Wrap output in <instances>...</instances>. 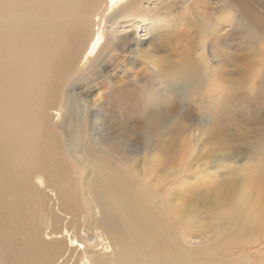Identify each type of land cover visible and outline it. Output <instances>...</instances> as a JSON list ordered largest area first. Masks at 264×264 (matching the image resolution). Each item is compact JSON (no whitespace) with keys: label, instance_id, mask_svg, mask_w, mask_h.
Wrapping results in <instances>:
<instances>
[{"label":"rangeland","instance_id":"374dc122","mask_svg":"<svg viewBox=\"0 0 264 264\" xmlns=\"http://www.w3.org/2000/svg\"><path fill=\"white\" fill-rule=\"evenodd\" d=\"M0 1H2V0H0ZM43 1L44 0H16L15 7H14L15 10H13L11 8H7V6H4L3 4H5V3H2V2H4V0L2 2H0V9H1L0 18H2L3 16H5L7 14H11L10 13L11 11L13 12L10 17L8 15L5 17L8 19V21H5L6 19L4 17L2 18L3 22H7L4 24V26H1V25H3V23L1 24L2 21L0 20V44H2L0 46L7 47L11 55L14 53V55H13L14 59L13 60L15 62V65H17L20 68L19 75L21 74L20 78L22 77L21 78L22 81L27 78V76L29 75L30 72H32V69H33V72H35L36 75L40 78V84L39 85L41 86V87L38 86L37 90L34 91V93L32 95V100L30 102H28L26 104V106L23 105L26 102V100H12L11 101V99H10V101H11L10 103L8 102L9 100H7L6 103H4V100L0 99V101H1L0 102V114H1V116H0L1 117L0 118V122H1L0 123V130H1L0 138L2 137L0 139V146L1 147L4 146L3 147L4 149L0 147L1 150L4 151L3 152L4 155H3L2 151H0V157L1 158L3 157V159H4V160L0 159V169L3 166L1 169L2 171H0L1 172L0 173V176H1L0 181L3 182V184L1 182H0V184L2 186L4 185V188H8V189H4L0 185V188H1L0 189V197L2 198V199L0 198V200H2V202L0 201V225H2V226H0V238H1L0 239V261H3L2 259H6L5 261H3V264H7V263L8 264H10V263L11 264H22L18 260V258L16 257L17 254L16 253L13 254L11 252V250H10L11 241H10V237H9L10 235H8L9 232L6 233L7 231H9V229H10V232L12 233L13 227L16 225V223L18 224L19 221L21 222V221H28V220L30 221L31 220V222L28 221V222H26L27 224L24 225L25 228L27 226L26 229L24 227H23V229H21V233L24 236H26V235L30 236V231L32 229L36 228L39 230H43L42 232H40V234H42V233H44V231H46V232L50 231L52 228L56 227V225H58L57 227L59 228V231H60L61 225L66 224V223H68V225L70 226L68 237L70 235L72 238H74V236L76 234H82L84 232H86V233L91 232L89 230L90 229L89 227L91 226L90 225L91 212L88 211V202H87L88 197L86 198V196H87L86 192H85L86 189H84L85 188L84 185L88 182L87 181L88 179L86 178V177H88L87 166L85 165L83 167L84 171H83V174L81 175V178L74 179L72 176H70L71 179L68 178V182L66 183V186L67 187L69 186V188H68L69 191H68V193H66L67 194L66 196L67 197L71 196V197H69L67 199V197L65 198V195H61L63 198L62 199L63 203H65V202L67 203V204L65 203V209L68 208V209H66V211L70 212V209L75 208L73 211L76 215L74 213H70L67 216L66 213L64 215L63 213L57 212L58 215L62 216V217L60 216V218L57 219L58 215H56V209H55L56 207H55V205H53V206L50 205V204H52L51 203L52 193L49 192L48 189L41 190L42 193L39 190L35 191V187L33 185L31 186V184H33L32 177H30L31 173H29V170L27 172V168L25 167L24 164H19L18 166H16V169L18 171L19 169L23 168L19 171L20 172L23 171L26 173H23V172L19 173L16 171L15 167H13L15 156L18 154V148L20 147V145L23 141V134L21 132H16L15 130L11 129L8 121L13 122L15 114L21 112L22 117L20 118V120L18 122H30L28 124V128L25 132L26 141L22 147V152H24V153L31 152V153L35 154V152H36L35 150H37V154H39V155H40V153H42L41 155H45V153L47 154L48 153V150H47L48 140L47 139L49 137L50 138L49 142H51V141L54 142L55 140H57L59 142L58 143L55 141L54 142L55 147L53 149H51L50 151L51 152L55 151L58 155L60 153H63V154H60L61 157L64 156L63 158L68 160L69 154H70L69 153L70 147L68 145V141H69L68 136H69L70 131L73 134H76L75 135V142H76V149L77 150H78V148H79V150L82 148L83 142H84L83 144H86L90 140L87 143V145L89 144L88 145L89 150L92 149L91 154L92 155L99 154V152H100V149L98 147L99 140L95 142L93 139L96 137L95 134L98 133L96 131L99 128L98 126H95L93 123V122H96L97 117H96L94 112H97L96 109L99 105V107H103V108H101V115H100L101 119L98 122H102V123L105 122L104 123L105 125L106 124L110 125V126L109 125L107 126V131H106L107 133H110L111 130L115 131L114 126L116 125V123L117 124L119 123L118 125H120L122 128H127V129L131 128V129H129L131 131V133L136 132V131L138 133V134L136 133V135L133 136L132 140L129 139V140L133 141L131 143H133L135 145V147H133V148L128 146V145L120 146V147L114 145L113 140L111 138H107V137H111V136H105L104 131L101 132L102 135H101V133L99 135L97 134V136L100 138V140H103L108 145V148H110L112 150H114V149L117 150L123 156V158L125 160H129L131 157L136 156L137 154H138L137 157L140 158L144 153L148 152L152 156L155 154L159 158H163L165 161L164 167H168V168H175V167L178 168L179 167L180 170H183L185 168V165H186V163H185L186 159L187 160L189 159V163L193 167V171H188L187 176L184 179H181V175L176 176V182H175L176 184L174 183L171 185V192L169 193V196L167 197L168 199H166L168 201V202L166 201V206L168 208V211H169V209L171 210L170 213L168 212L169 214H171V215H168L169 217L173 218V216L176 215V213H177V216L179 218H182V220H184L185 222L188 220L186 222L188 227L183 229L182 232L180 231L183 235L185 234L186 237L191 236V237L197 238L198 237L197 235H199L200 238H203L204 236H207L208 234L210 236L211 231L213 229H215V225L219 222L222 223L223 226L225 224L224 227H231V225H232L231 223L233 220L228 221L230 217H233V215H235L234 220H236V219L239 220L240 219L239 214H241V213L245 214L246 213L245 211L240 210L238 208V206L240 204H242L244 201L240 197L241 192H245L248 194L250 193V197H253L254 192L255 193L259 192L261 195H263L262 197H260L261 195L259 194L258 200L256 202V206L258 208L257 214H259L260 210H262V211H261L260 215H257V216H255L253 214L248 215L247 218L249 219L250 215H251V218L249 219L250 222L247 223L248 225L245 226L246 227L245 231H246L248 236H250V237L255 236L254 242H256V244L255 243L253 244V246H252L253 248L251 247V250L257 251L258 249L259 250L262 249L260 251V254L258 252H257V254L252 253L254 258L258 260L256 262L258 264L264 263V254H263L264 253V245L260 246V244H262L264 242V236L261 235V234L264 235V227H263V225H264V203H262V199L264 198V194H263L264 193L263 192L264 191L263 190L264 189V185H263V183H264V0H220L223 3L227 2L228 6H224L223 3H221L219 0H191V1H188V0H163V1L162 0L161 1L160 0H141L139 2L140 9H138L135 12L136 14L142 15L136 19L137 21H139V26L135 30H133V31H135V33H137V34H134L135 36H133L135 38V41H129L131 43H129L128 46H126V47L124 46L123 48H120V47H122L120 45V43L118 44V42L120 40L118 42H115V40H112L111 44L108 46V49L105 50L104 54H102V56L100 57L104 61L101 64H98L99 59H94L93 57H89L86 59V55H85L87 50H88V48H85V47L89 46L88 43L90 42V39L92 38L93 33L95 32V30L97 28L96 25H93V26H95V27L92 26L93 28L91 27L90 33H88V30L86 32L78 30L76 35L74 36L75 39H72V41L70 42L71 46H69L70 43L66 46V48L68 46L72 48V46H73V49H74V47H75V49L74 50H72L70 48L67 49V51H68V52L66 51L67 54L63 50V54H62L63 56H60L58 58V60L53 61L54 63H58V64H55L56 67H58L55 71L53 70L54 67L52 70L50 67L51 65L53 66L54 63L53 62H47L48 60L45 58V52L43 50V43L41 40V36L39 33L38 24H37L38 23V17L36 16L38 13H41L43 11V7L46 9V7H45L46 3H48L49 1H53V0L44 1L45 6L41 4V2H43ZM97 1L93 0L92 2L95 5V3ZM167 1H169V2H167ZM187 1H188V3H186ZM163 2H164V5H162ZM166 2L169 3L168 4L169 6L167 5ZM84 3L86 5V6H84V8L87 9L88 8V0H84ZM194 3L195 4L197 3V4L202 5V6L207 5L210 8V11L196 10ZM28 5H30L34 11H38V9L41 5V10H39L37 14H34V13L28 14L26 12L27 7H25ZM47 7H48V4H47ZM141 7L144 9L146 8L145 15L147 17H157L159 19L158 21L155 22L154 26L151 28V32L148 34H145L144 24H146V22L142 21V19L144 18L143 17L144 15L142 14L143 11L141 10ZM10 9H11V11H9ZM17 9H20V10H17ZM3 11H5L6 14ZM230 13L234 18L233 23L231 24L232 26L228 27V25H226L224 30H222L219 27H216V29H215V26L212 25V23L214 24V22L218 21L219 18H221L220 20L224 21V18L226 17V15L230 14ZM27 15L29 17H26ZM14 16H17L19 21H16L17 18ZM196 17H197V19H196ZM12 18H13V20L14 19L15 20L14 21L11 20ZM204 18H205V20H204ZM26 20L31 22L32 26L30 25L29 22H26ZM34 21H36L37 23L36 22L34 23ZM211 21H212V23H211ZM11 22L15 23V24L17 23V24L16 25L13 24L14 26L12 27ZM208 22H209V24H208ZM26 23H29V24L23 26ZM6 24H8V25H6ZM105 25H106V23H105ZM211 25L214 27L213 29L210 28V27H212ZM3 27H6V28L3 29ZM160 27L161 28L163 27V28L161 29ZM136 30H137V32H136ZM133 31H129V33H132ZM34 33H35V35H34ZM79 33H81V34H79ZM91 34H92V36H91ZM77 35L81 39H79L77 37ZM30 36H32L33 39L32 38L30 39ZM28 37H29V39H28ZM85 37L87 39H85ZM11 38H13V39L11 40ZM3 40H4V42H3ZM26 42H27V45H26ZM134 42H136V43H134ZM35 45H36V47H35ZM17 46H19V48H17ZM25 46L26 47L28 46L29 49L27 48V51H29V52H27L25 50ZM114 46H116L115 47L116 53H117L118 49L125 50L124 52H121L120 50L118 51V54H119V52L122 54L124 53L123 55L126 57V58H124L125 61L123 62V64H118L119 59L114 60V61H110L109 63L105 62V58H106L105 52L110 50V49H113L112 47H114ZM20 48H21V52H19ZM260 48H262V49H260ZM135 49H136V51H135ZM137 49H138V51H137ZM74 51H75L76 55H75ZM146 51L151 53V55H149L148 57L147 56L145 57L144 55H142L143 52H146ZM78 52L79 53L82 52L81 55ZM129 52H131V54ZM137 52H139V53H137ZM33 53H34V55H33ZM134 54L138 55V58H136L137 60L134 61L132 66L129 68V66H130L129 62H130V60ZM129 56H131V58H128ZM142 56H144V57H142ZM77 58H78V60H77ZM7 59L8 58H5V57L3 58V56L0 55V69H2V70H0V73L5 71V72H3L4 74L2 76H0V79L2 78L0 80V83H2V84L0 86H2V87L4 86L5 82H8V81H10V84L12 85V80L15 78V75L13 78V74L14 73L16 74V71H13V70H15V65L12 63V61L9 62V60H7ZM62 59H64V60H62ZM92 60H95V61H93V63H92ZM20 61H22L23 63H20ZM71 61L76 62V63L73 64ZM1 62H2V64H1ZM34 62L37 63L40 67H35ZM104 62H105V64H104ZM88 63H89V65H88ZM143 63L146 64V68L149 69V72L147 74L144 72H139L138 77H137L136 76L137 73H135V72L139 71V69L142 67L141 65H143ZM21 64H22V66H21ZM90 64H91V66H90ZM58 65H60V66H58ZM98 65H99V67H98ZM86 66H87V68H86ZM59 67H60V69L62 68L63 73H60L62 71L59 69ZM97 67H98V69H97ZM161 68H163L166 73L168 72L170 74H165L162 76H159L158 74H156V73H158V70L161 71ZM40 70H41V73H40ZM50 70L52 72H55V73H50L51 72ZM59 70H60V72H59ZM124 71H125V73H124ZM174 71L178 75H180L181 72H186V74H182V75L178 76L176 78V80H171V78L173 77ZM133 72L135 73V75H133ZM153 74H154V76H153ZM187 74H188V76H187ZM57 76H58V78H57ZM63 76H65V77L63 78ZM134 76L136 77V79L133 78ZM152 76H153V78L154 77H156V78L153 79ZM144 77H145V82H141ZM161 77H163V84L161 86H159V82H160L159 80L161 79ZM122 80H124V82L128 81L126 83L127 84L126 87H124L123 90H121V91H123V93H121V91L118 90V87H115V84H113V82L114 83L120 82ZM66 81H67V83L65 84ZM47 82L49 83V85ZM137 82H139V83H137ZM191 83H194V84H191ZM51 87L53 88L54 92L52 91ZM110 88H111V90L107 92V89H110ZM145 88H147V89L145 90ZM155 88L157 89L158 95H156L157 94L156 92H153V91H156ZM45 89H46V92H45ZM193 89H194V91H193ZM70 92L73 93L74 96ZM185 92H188L187 95L184 94ZM196 92H198V93L194 97H196V98L199 97V99H197L195 106H199L201 104L210 106L213 103V100H212L213 97H214L213 99H215L217 102V106L214 109V111L211 109L207 110V116L210 119L208 122H200L201 129H193L194 127H196L197 122H178L177 124H176V122H172V124H171V122H161L160 128H159V124H158V126L155 125V127H158V129H160L161 132H160V130L158 132L157 128H156V131H157L156 132L154 130L155 127H153V131H155L158 134H156L155 132H154L155 134L153 132H152L153 134L147 133L146 137H144L143 131L139 130L140 127H143V122H132V119H131L132 115L130 114L131 109L129 106H132L131 102L135 101L134 105L138 106V107L141 106L143 109L144 104H142V102H144L146 94H153V97H155L154 96V94H155L156 97L158 96L157 98H161V100H160L161 103L163 100H165V102H167L166 104H168V103L170 104V103H173V102L175 103L176 101H179V99H180L179 97H182V98L188 100L189 99L188 96H190L192 94L190 97V98H192L193 95L196 94ZM106 93H109L110 97H107L105 95ZM159 93H160V97H159ZM63 94H64V96H63ZM2 95H3V93L0 92V96H2ZM46 95L47 96L50 95L48 97L49 99L43 97ZM77 96H79V97H77ZM161 96H165L164 97L165 99L162 100ZM71 97H73V98H71ZM39 98H42V101H41V99L39 100ZM155 98H153V99H155ZM117 100L123 102V104L121 106L126 105L128 107L126 112H124L123 110H121V108H118V107L113 109V107H115L114 105L117 103ZM15 101H17V102H15ZM39 101H41V102L38 103ZM61 101H63V102H61ZM65 101H67V102H65ZM146 102H148V101H146ZM206 102H207V104H206ZM68 103L71 105H69ZM10 104H13L14 106L17 105V106H15L13 108V105L11 106ZM62 104L65 108H63ZM195 106L193 107L194 109L197 108ZM42 108H43V110H42ZM69 108H71V109H69ZM188 108H191V110ZM188 108L187 109L191 111V113H190V111L185 112V115L188 117L192 116V114L197 112V110H194V113H192L193 112L192 107H188ZM44 109L45 110L47 109L46 112L49 115L47 113L43 112V111H45ZM4 110L9 112V113L5 112ZM56 111L59 112V114H60V111H61V113H63V111H64V113L61 114V116H60V118H61L60 120H63L64 117L66 118V119L64 118V120H65L64 123H63V121H60L59 119L56 118V114H55ZM37 112L39 115L37 114ZM106 114H107V116H106ZM121 114L123 115V117ZM6 115H8L9 117ZM4 116H5V118H4ZM183 116H184V114H183ZM46 117H48V119H46ZM116 117H118V118H116ZM2 118H3V120H2ZM107 118H109V119L110 118H116V119L120 120V122H112L111 121L112 119L109 120ZM71 119H73V120H71ZM30 120H32L34 122H31ZM35 121L38 123H35ZM84 121L86 124H84ZM41 123H42V127H43L42 130L44 129L43 131L40 130L41 129ZM65 123H66V125H65ZM178 124L181 125L183 128H185V132L183 133V135H180V136H177L175 134L176 130L179 126ZM135 126H136V128H135ZM3 127L5 130L3 129ZM70 127L72 130L74 129L73 130L74 132L72 130H67V129H70ZM92 127L94 129H92ZM47 128H50V130ZM77 129H79L78 132H77ZM133 129H135V130L132 131ZM82 130H84V131H82ZM108 130H110V131H108ZM44 131H46L47 133ZM98 131L100 132V130H98ZM112 131L110 134H112ZM93 132H94V134H93ZM47 134L49 136H47ZM159 134H160V136H159ZM148 135H150V136H148ZM155 135H156V137H155ZM195 135H198L197 139H192L193 136H195ZM78 136H79V138H78ZM89 136L91 139L89 138ZM91 136H93V137H91ZM82 137H84V140ZM147 137H149V138H147ZM159 137H160V139L158 140L157 138H159ZM16 139H17V141H16ZM38 140H39V142H38ZM134 140H136L137 142H135ZM150 140H151V142H149ZM156 140L158 142L160 140L163 141L162 142L163 144H161V142L157 144ZM166 140H170V142L172 140H175L176 142L172 147L169 148V146H168V149L167 148L165 149V147H167V145L165 146ZM92 142H93V145L91 144ZM170 142H169V144H170ZM60 145H62V148ZM146 145H148V146H146ZM158 145H159V147H158ZM5 147H6V150H5ZM160 147H162V148H160ZM39 149H41V150L39 151ZM59 149L62 151H59ZM84 149H85V147H84ZM150 149H151V151H150ZM38 151L40 153H38ZM210 159H212V160H210ZM2 163H3V165H2ZM7 163H8V165H7ZM204 163L206 165L202 166V164H204ZM22 166H24V167H22ZM3 169L7 173H4ZM14 169H15L16 174L14 173ZM12 174H13V176H15V181L18 184V187L16 186L17 184L15 183L14 186H16V187H13L14 188V189L12 188L13 190L10 189V190H12V192H11L9 190V187H8V185L11 182L10 181L11 177H8V175H12ZM22 174H24V176ZM25 174H26V176H25ZM27 175H28V177H27ZM19 176H21V177H19ZM2 177L5 179H3ZM18 177H19V179H18ZM22 177H25L28 180L25 178H22ZM138 177L141 178V176H138ZM139 178H135L134 180L135 181L137 180V182H138ZM177 179H179V180L177 181ZM4 180H5V182H4ZM72 180H73V182H72ZM79 180H80V182H79ZM6 181H8V183H7L8 185L6 184ZM24 181H26V183ZM77 181H78V185H77ZM22 182H24L27 185L29 184V185L26 187V185L23 184ZM19 183H20V185H22L21 187L19 186ZM71 183H72L73 189L71 188V185H70ZM255 184H256V186H255ZM24 185H25L24 189L25 188L30 189V187H32V188L34 187V190H32V191H30V190L28 191L27 189L24 190L22 188ZM76 185H77V190H76ZM81 185L83 186L84 190L79 189L80 187L82 188ZM240 185H242V186H240ZM258 185L259 186L262 185V186L259 187ZM5 186H7V187H5ZM73 186L75 187V189ZM228 186H230V187H228ZM17 188H18V191H17ZM232 188H233V191L231 190ZM224 189H225V191H223ZM258 189H260V190H258ZM1 190H3V193H1L2 192ZM6 190H8L10 192L7 191L8 192L7 193ZM70 190L73 192L71 193ZM21 191H23V192H21ZM76 191L79 193H77ZM237 191H239V192H237ZM260 191H262V193ZM4 192L7 193V196L5 195ZM14 192H15V194H11ZM18 192H20V194L22 193L23 195L17 194ZM24 192H26L27 195H28V193L31 194L32 197H33V194L35 193L34 194L35 198L33 197L34 198L33 199L31 196H30L31 198L30 197L28 198L27 195H24V194H26ZM36 192L38 194H36ZM39 192L42 195H44L46 193L45 194L46 196L48 194V196L50 195L51 197L49 196L48 198H46L44 195L42 197H44L45 200L41 197V201H40L41 195L39 194ZM69 192H70V194H69ZM75 193H76V195H75ZM227 193L229 195H227ZM15 195H16V198H17V196L21 197V200H18V198L16 199L17 200L16 205L18 208L21 209L22 215L20 214L18 216V217H21V219L19 218L17 220V222L13 223L14 217L11 214V212H9L10 211L9 207H10L11 201L13 200ZM36 195H39V197ZM24 196H25V198H23ZM83 196H84V199H82ZM223 196H224V198H223ZM227 196H229V197H227ZM8 197H11V198H9L10 199L9 201H7ZM36 197H38L37 199H39L38 201H40L41 203L37 202ZM219 197H220V199H219ZM230 197H231V199H230ZM26 198H27V200H26ZM49 199H50V202L46 203L45 201H49ZM260 199H261V201H260ZM14 200H15V198H14ZM30 200H31V202H30ZM32 200L34 202H32ZM42 200L45 203H43ZM66 200H68V201H66ZM70 200L72 203L70 202ZM218 200H219V202H218ZM234 200H236V201H234ZM29 202L32 203L31 205L29 204L30 206L28 205ZM52 202H53V200H52ZM68 202L71 204H69ZM144 202H146V201H144ZM152 202L155 204H158V203H156V201H152ZM222 202H224V203H222ZM260 202L263 204V206H261L262 204L260 205ZM263 202H264V200H263ZM20 203H21V205L19 206ZM22 203H23V207H22ZM25 203H26V205H25ZM37 203H38V205H36ZM230 203H232V205ZM45 204H47V205H45ZM168 204H169V206H168ZM177 204L179 205L180 210L177 208L178 207ZM227 204H229V205H227ZM235 204H237V205H235ZM258 204L260 207L258 206ZM207 205L209 206V208ZM39 206H40V208L42 207L41 209H43V210L39 209ZM186 206L189 209H187ZM5 207H7V208H5ZM31 207L33 210L31 209ZM51 207H54L53 209H55V210L52 211ZM23 208H24V210H23ZM28 208L31 210H29ZM61 208L62 207H60V210H59L60 212H61ZM4 209L7 211H4ZM82 209L84 210V212L86 214V218L84 221V224L86 226H83L82 228H78L79 224L81 223V220L78 219L77 216L78 217L81 216V214L83 213ZM235 209H237V210H235ZM45 210L47 211V213ZM50 210L53 212L52 218H54V216L56 217V219L54 218L55 219L54 222H53V219L51 217L48 218L50 215L52 216ZM222 210L224 212H222ZM230 210H231V214L229 213ZM43 211H45V212H43ZM86 211H88V212H86ZM23 213H25V216H28V215L29 216L25 217ZM30 213H31V215H30ZM39 213L40 214L44 213L46 215L43 214V217H42V215H40ZM54 213H55V215H54ZM38 215H39V218L41 216L40 219H42V218L44 219V216H46L45 219L43 220V221H45L43 226H42L43 221H41L40 219L36 220V217L38 218ZM73 215L76 217H74ZM7 216L9 218L11 217L10 220L8 219ZM2 217H4L3 220H1ZM33 218L35 219V221L33 220ZM46 218H48L49 220L47 221ZM210 219H212L211 220L212 222L210 221ZM63 220H64V223L60 224L63 222ZM252 220H254V221H252ZM32 221H34V222H32ZM40 222H42V223H40ZM11 223H12V225H11ZM30 223L32 224L31 228H30ZM34 223H36V225ZM50 223L52 224V228H51ZM211 223L212 224L214 223V224L211 226ZM256 223L257 224L260 223V224H262V226L260 224L257 226ZM19 224L16 225V227H18ZM251 224H252V227H251ZM3 225H5V226H3ZM33 226H34V228H33ZM41 226H42V228H44L45 226L46 227L48 226V227L47 228L45 227L46 229L44 228L45 229L44 230L42 228L40 229ZM174 226H177V225H173L172 227H174ZM28 227L30 230L28 229ZM254 227L256 228V229H254L255 232H253ZM7 228H9V229H7ZM58 228H55L56 230H54V231L56 232ZM172 229H170V231L169 230L168 231L170 233H174V232L178 233L179 230H181V229L177 230V227H174ZM190 229L193 231V232L191 231L192 233H190ZM193 229H195V230H193ZM1 231H3V232H1ZM187 231H189V232L187 233ZM256 232H257V235L255 234ZM157 233H158V231H155L153 233V237H155V239L159 240V238L162 237L161 234H163V233L159 232L158 235H157ZM250 233H252V235ZM123 234L128 236V238H130V239H134L133 236H135V235H133L134 233L131 229H124ZM216 234L217 233H215V235L213 234L212 238L210 237L209 241L212 242V244H213L212 246H214L215 242H217V244L219 243V241L223 242L226 239V237H227V240H225L223 242V244L222 243L218 244V247L220 244H222V248H219V250H217L218 248H217L216 244H215L216 246H214L213 248L211 246L206 247V249L204 248V250L207 251L208 254L217 256V255H219L217 253V251H218L219 253H221L220 255H222V253H226V251H228L229 246H230L229 250L234 249V246H236L239 242L237 240V238L239 236L237 229L231 228V230L229 232L226 231L225 233H222L223 238H222V236H220L221 234L220 235L218 234V236H216ZM7 235H8V237L6 239ZM173 235L175 236V234H173ZM106 236L107 235L103 234L104 238ZM43 237H44V234H43ZM66 237H67V235H66ZM135 237H137V236H135ZM256 237H258V238L256 239ZM259 237H260V240H259ZM3 238L6 240V242ZM137 238H139V237H137ZM228 238H230V240ZM233 238H234V240H233ZM105 239L108 240V236ZM160 240H161V238H160ZM93 241H95L94 238H93ZM8 242H10V243H8ZM1 246H3V247L1 248ZM5 246H7L8 248H6ZM160 247H161V244H160ZM207 248H210V250H207ZM159 249H158L159 252L164 251V249H162V248L161 249L163 251L161 249L160 250ZM6 252H7V254H6ZM76 252H78V251L77 250L74 251L73 258H74V255L77 254ZM166 252L167 251L165 250L163 253H159V255L161 257H166ZM86 255L88 256V253L85 254V256ZM203 256L206 257L205 254H203L201 257H203ZM229 258L232 262L231 264H236L235 256H231ZM16 260H18L20 263ZM83 260H86V258L85 259L83 258ZM202 260L203 259L200 258V262H202ZM59 263H60V260L58 263H53V264H59ZM200 264H203V263H200Z\"/></svg>","mask_w":264,"mask_h":264},{"label":"bare ground","instance_id":"6f19581e","mask_svg":"<svg viewBox=\"0 0 264 264\" xmlns=\"http://www.w3.org/2000/svg\"><path fill=\"white\" fill-rule=\"evenodd\" d=\"M2 1H0V2H2ZM44 1H46V0H44ZM92 1L93 0H88V8L87 9L84 8V6H86L85 3H84V0H53V1H49L48 3H46V6L44 5L45 2L44 3L41 2V4L46 7V9L43 7V11L41 13H38V11L41 10V5H40L38 11H34L33 8L30 5L25 6V7H27L26 8V12L28 14H32V13L37 14L38 13L36 15L38 17V23L36 21H34V23L36 22L38 24L39 33H40L41 40H42V43H43V50L45 52V58L48 60L47 62H53L54 60H58V58L60 56H63L62 55L63 54V50L65 52L69 48L74 50L75 47L73 49V46H72V48L69 47V46H71L70 42L72 41V39H75L74 36L76 35L77 31L81 30L83 32H86L88 30V33H90L91 32V27L93 25H96L97 28H96L95 32L93 33V36L91 34L92 38L90 39V42L88 41L89 42L88 43L89 46L85 47V48H88V50H87L85 55H86V59L89 58V57H93L94 59H99V63L98 64H101L104 61L100 57L102 56V54H104V51L108 49V46L111 44L112 40H115V42H118L119 40L120 41L122 40L121 42L120 41L118 42V44L120 43V45L122 46L120 48H123L124 46L125 47L128 46L129 43H131L129 41H135V38L133 36H135L134 34H137V33H135V31H133V30H135L139 26V21H137L136 19L139 18L140 16H142L141 14H136L135 12L138 9H140L139 2L141 0H98V1L96 0L97 2L95 3V5L93 4ZM188 1H191V0H188ZM188 1L186 3H188ZM167 2H169V1H167ZM220 2L223 3L222 1H220ZM2 3H5L6 5L5 4H3V5L7 6V8H11V9L15 10L14 7H15L16 0H4V2H2ZM47 4H48V7H47ZM168 4L169 3H167V5ZM162 5H164V2H163ZM223 5L224 6H228V3L225 2V3H223ZM195 7H196V10L210 11V8L207 5L202 6V5H199V4L196 3ZM11 9L9 11H11ZM17 10H20V9H17ZM141 10L143 11L142 14L144 15L143 16L144 18L142 19V21L146 22V24H144L145 34H148V33L151 32V28L154 26L155 22L158 21L159 19L157 17H147L145 15L146 8L144 9V8L141 7ZM0 11H1V9H0ZM3 12L6 14L5 11H3ZM10 13L12 14L13 12L11 11ZM11 14H7V15L10 17ZM7 15H5L3 17L5 18ZM14 17L17 18V16H14ZM26 17H29V16L27 15ZM2 18H0V20L2 21L1 24L3 23V25H1V26H4V24L7 23V22H3ZM5 19H4L5 21H8L7 18H5ZM196 19H197V17H196ZM220 19L221 18H219L218 21H215L214 24L212 23V21H211V23H212V25L215 26V29H216V27H219L222 30H224L226 25H228V27L232 26L231 24L233 23V19L234 18H233V16L230 13V14L226 15V17L224 18V21H222ZM11 20H13V18ZM204 20H205V18H204ZM16 21H19V19L17 18ZM26 22H29V21L26 20ZM29 23L31 25V22H29ZM29 23H26L23 26H25V25H27ZM105 23H106V25H105ZM13 24H15V23H12V27L14 26ZM208 24H209V22H208ZM6 25H8V24H6ZM93 27H95V26H93ZM4 28H6V27H3V29ZM210 28L213 29L214 27L212 26ZM129 31H133V32L129 33ZM136 32H137V30H136ZM79 34H81V33H79ZM34 35H35V33H34ZM78 35H77V37L79 38ZM31 38H32V36H30V39ZM12 39L13 38H11V40ZM28 39H29V37H28ZM79 39H81V38H79ZM85 39H87V38L85 37ZM3 42H4V40H3ZM134 43H136V42H134ZM68 44H69V46L66 48V46ZM0 45H2V44H0ZM26 45H27V42H26ZM35 47H36V45H35ZM115 47L116 46L112 47L113 49H110V50L105 52L106 53L105 62L109 63L110 61H114V60L119 59V63L118 64H123V62L125 61L124 58H126V57L123 55L124 53L122 54V53L119 52V54H118V51L120 49H118L117 53H116L115 52L116 51ZM17 48H19V46H17ZM27 48H28V46L27 47L25 46V50L26 51H27ZM260 49H262V48H260ZM19 50H20L19 52H21V48ZM120 51L124 52L125 50H120ZM135 51H136V49H135ZM137 51H138V49H137ZM27 52H29V51H27ZM67 52H66V54H67ZM34 53H33V55H34ZM74 53H75V51H74ZM81 53H79V54L81 55ZM129 53L131 54V52H129ZM137 53H139V52H137ZM0 55L3 56V58L4 57L8 58L7 60H9V62L12 61V63L15 65V62L13 60L14 59V57H13L14 53L11 55L7 47L0 46ZM75 55H76V53H75ZM142 55H144L145 57L146 56L148 57L149 55H151V53L146 51V52H143ZM144 56H142V57H144ZM128 58H131V56H129ZM136 58H138V55L134 54L132 56L131 60L129 59L130 60L129 68L132 66L134 61L137 60ZM62 60H64V59H62ZM77 60H78V58H77ZM93 61H95V60H92V63H93ZM71 62L73 64L76 63V62H73V61H71ZM105 62H104V64H105ZM20 63H23V62L20 61ZM1 64H2V62H1ZM55 64H58V63H54V65ZM34 65H35V67H40L35 62H34ZM54 65L53 66L51 65L50 67H51V70L54 67L53 70L55 71L58 67H56V65L55 66ZM88 65H89V63H88ZM21 66H22V64H21ZM58 66H60V65H58ZM90 66H91V64H90ZM141 66L142 67L139 69V71L135 72V73H137V75H136L137 77H138V73L139 72H144L146 74L149 72V69L146 68V64L145 63H143V65H141ZM98 67H99V65H98ZM98 67H97V69H98ZM86 68H87V66H86ZM59 69H60V67H59ZM0 70H2V69H0ZM60 70L62 71V68ZM60 70H59V72H60ZM13 71H16V74L15 73L13 74V78H14V75H15V78L12 80V85L10 84V81H8V82H5L3 87L0 86V92L3 93V95L0 96V99L4 100V103H6L7 100H9L8 101L9 103L12 100H26V102L23 104V105L26 106V104L32 100V95H33L34 91H36L38 86H40L39 85L40 84V78L36 75L35 72H33V69H32V72H30L29 75L27 76V78L22 81L21 80L22 77L20 78L21 74L19 75L20 68L17 65H15V70H13ZM3 72H5V71H3ZM3 72L0 73V76H2L4 74ZM40 73H41V70H40ZM50 73H55V72L51 71ZM60 73H63V71L60 72ZM124 73H125V71H124ZM135 73L133 72V75H135ZM156 74H158L159 76H162V75L170 74V73H168V72L166 73L165 70L163 68H161V71L158 70V73H156ZM182 74H186V72H181L180 75H182ZM180 75H178L174 71V74H173V77L171 78V80H176V78L178 76H180ZM153 76H154V74H153ZM153 76H152V78H153ZM187 76H188V74H187ZM64 77L65 76H63V78ZM57 78H58V76H57ZM133 78L136 79L135 76ZM154 78H156V77H154ZM67 81L65 82V84L67 83ZM159 81H160L159 82V86H161L163 84V77H161V79ZM127 82H124V80H122L120 82H115V83L113 82V84H115V87H118V90L121 91V90H123L124 87H126V85H127L126 83ZM141 82H145V77L142 79ZM137 83H139V82H137ZM1 84L2 83H0V85ZM191 84H194V83H191ZM48 85H49V83H48ZM147 88H145V90ZM110 90H111V88L107 89V92L110 91ZM155 90L156 91H153V92H156L157 93L156 95H158V92H157L156 88H155ZM52 91H53V88H52ZM193 91H194V89H193ZM45 92H46V89H45ZM121 93H123V91H121ZM187 93L188 92H185L184 94L187 95ZM197 93L198 92H196V94L193 93L194 95H193L192 98H190L192 94L191 95L189 94L190 96H188V98H189L188 100L184 99L182 97H179L180 98L179 101H176L175 103L173 102V103H170V104L169 103L166 104L167 102H165V100H163V99H165L164 98L165 96H161L162 100H163L162 103H161V101H160L161 98H157L158 96L156 97L155 94H154V96L157 99L155 97H153V94H146L144 102H142V104H144V106H143V109L145 108L144 110L142 109V107L140 105H139L140 107L135 106L134 105L135 101L131 102L132 106H129V107L131 109V113L130 114L132 116L131 115L130 116H131L132 122H143V127H140L139 130L143 131V136L144 137H146L147 133H152V132L154 133L156 131V128L158 129V127H155V125L158 126V124H159V128H160V123L161 122H171V124H172V122H176V124L178 122H197L196 127H194L193 129H201L200 122H208L209 119H210L207 116V110L211 109V110L214 111V109L217 106V102H216L215 99H213L214 98L213 97L212 98L213 103L210 106L203 105V104L199 105L200 107L199 106H195L197 99H199V97H197V98L194 97L195 95H197ZM71 94H73V93H71ZM105 95L107 97H110L109 93H106ZM46 96H43V97L44 98H48L50 95L47 96V97ZM63 96H64V94H63ZM73 96H74V94H73ZM77 97H79V96H77ZM159 97H160V93H159ZM42 98H39V100L41 99V101H42ZM71 98H73V97H71ZM153 98H155V99H153ZM10 99H11V101H10ZM41 101H39L38 103H40ZM146 101H148V102H146ZM15 102H17V101H15ZM61 102H63V101H61ZM65 102H67V101H65ZM122 104H123V102L117 100V103L114 105L115 107H113V109L118 107V108H121V110H123L124 112H126L128 107L126 105L121 106ZM206 104H207V102H206ZM10 105L12 106L13 104H10ZM69 105H71V104H69ZM15 106H17V105H15ZM15 106L13 105V108ZM62 106H63V104H62ZM194 106L197 107V108L194 109L193 108ZM188 107H192V109H193L192 113H194V110H197V112L192 114V116H190V117L186 116L185 112H188V111L191 110V108H188ZM63 108H65V107L63 106ZM101 108H103V107H99V105H98V107L96 109L97 112H94L97 118H96V122H93V123H94L95 126H98L99 127L98 130H100V132L98 130L96 131V132H98L97 134L99 135L101 132L104 131L105 132L104 135L105 136H111V137H107V138H111L113 140V144L116 145V146L120 147V146L128 145V146H130L132 148L135 147V145L133 143H131V142H133L131 140H132L133 136L136 135L137 131L131 133V131L129 130L131 128H129V129L122 128L120 125H118L119 123L118 124L116 123V125L114 126L115 131H112L110 129L112 131V134H110L111 133L110 130H108V131H110V133H107L106 132L107 131V126L109 124L105 125L104 124L105 122L104 123L98 122L101 119V117H100ZM187 108L190 109V110H188ZM69 109H71V108H69ZM42 110H43V108H42ZM46 110L43 111V112L47 113ZM5 112H7V111H5ZM7 113H9V112H7ZM63 113H64V111H63ZM63 113H61V111H60V114H59V112L56 111V113H55L56 114V118L60 120L61 119L60 116ZM190 113H191V111H190ZM37 114H38V112H37ZM183 114H184V116L186 118L183 116ZM0 116H1V114H0ZM6 116H8V115H6ZM106 116H107V114H106ZM21 117H22V114H21V112H19V113L15 114L13 122H9L8 121L9 126H10L11 129L15 130L16 132H21L23 134V141H22L20 147L18 148V154L15 156L13 167H15V169H16V166H18L19 164H24L25 167L27 168V172L29 170V173H31L30 177H32V181H33V184H31V186L33 185L35 187V191L36 190L41 191V190L48 189V191L52 193V195H51L52 196V199H51V203L52 204H50V205H52V206L55 205V207H56L55 208L56 209V215H58L57 212H59V213H63L64 215L66 213L67 216H68V214L74 213L73 210L75 208L74 209L73 208L70 209L71 208L70 207L69 208L70 212L66 211V209H68V208L65 209V203L66 202L63 203V201H62L63 198H62L61 195H65V198L67 197L66 193H68V191H69V189H68L69 186L67 187L66 183L68 182V178L71 179L70 176H72L74 179L81 178V175L83 174V171H84L83 167L86 165L87 169H88V177H86L88 179L87 180L88 182L84 185V187H85L84 189H86L85 190L86 195H87L86 198L88 197L87 198L88 211L91 212V215L89 214L91 216V218H90L91 219V221H90V225L91 226L89 227L90 228L89 230L91 232L90 233L84 232L82 234H76L74 236V238H72L70 235L68 237L70 226L68 225V223L63 224L65 219L63 220L62 223H60V224H63V225H61V230L60 231H59V228L57 227L58 225H56V227L52 228V224L50 223L51 228H52V229L50 228L51 229L50 231H47V232L44 231V233L40 234V232H42L43 230H39V229L35 228V229H32L30 231V236H28V235L24 236L21 233V229H23V227L25 228L24 225H26L27 224L26 222H28L29 220L28 221H21V222L19 221L20 224L18 223L19 224L18 227H16V225H18L16 223V225L13 227L12 233L10 232V229L7 228V229H9V231H7V232L5 231V232L6 233H8V232L10 233V234L8 233V235H10L9 237H10V241H11V243L8 242V243H10V250H11V252L13 254L14 253L17 254L16 257L18 258V260L22 264H53V263H58L59 260H60L59 264H200V263H203V264H231L232 262H231V260L229 258L231 256H235L236 264H258L256 262L258 260L254 258L252 253L257 254V252H258L260 254V251L262 249H260V250L258 249L257 251H255V250L252 251L251 250V247L253 246V244L254 243L256 244V242H254V237L255 236L254 237L248 236L246 231H245V228H246L245 226L248 225L247 224L248 222H250L249 219L251 218V215H250L249 219L247 218L249 214H253V215L257 216V215H260V213L262 211V210H260L259 214H257V209L258 208L256 206V202H257L258 196L260 194L259 192H257V193L254 192L253 197H250V193L248 194V193H245V192H241L240 197L244 201H243L242 204H240L238 206V208L240 210L245 211L246 213L245 214L244 213L239 214L240 215V219L239 220L238 219L234 220L235 215H233V217H230L228 221H232L233 220L232 223H231L232 224L231 227H224L225 224L223 226V224L219 222V223H217L215 225V229H213V230L211 229L212 231L210 233V236L208 234L207 236H204L203 238H200L199 235H197L198 236L197 238H194V237H191V236L190 237H188V236L186 237L185 234L183 235L181 232L183 231V229L188 227L187 223H186L188 220L185 222L184 220H182V218H179L177 216V213H176V215L173 216V218L169 217L168 215H171V214H169L171 212V210L169 209V211H168V208L166 206V201H167L166 199H168L167 197L169 196V193L171 192V185L176 182V176L181 175V179H184L187 176V172L188 171H193V167L190 165L189 159L188 160L186 159L187 162L185 161L186 165L184 164L185 168L183 170H180L179 167L178 168H176V167L175 168L164 167L165 161H164L163 158H159L155 154L152 156L148 152H147L148 154L144 153L140 158L137 157V155H138L137 154L136 156L131 157L129 160H125L123 158V156L117 150L114 149L115 150L114 151V150L108 148V145L103 140H100V138L97 136V134H95L96 137L93 138V139H94L95 142L99 140L98 147L100 149V152H99V154L92 155L91 154L92 149L89 150L88 149L89 148V146H88L89 144L87 145V143L90 140L88 142L86 141L87 142L86 144H83L84 143L83 142L82 143V148L80 147L81 149L79 150V148H78V150H77L76 149V142H75V135L76 134H73L71 131H70L69 136H68V138H69L68 145H69L70 151H71V152L69 151L70 154H69V159L68 160L64 159L63 158L64 156L61 157L60 154H63V153H60L58 155L55 151H53V152L50 151L51 149H53L55 147L54 142L55 141L58 142V141L55 140L54 142H52V141L49 142V139H50L49 137L47 139L48 140V142H47L48 153L47 154L45 153V155H41L42 153L39 152L41 149H39V151H38V153H40V155L37 154V150H35L36 151L35 154L31 153V152L24 153V152H22V147H23V145H24V143L26 141L25 132H26V130L28 128V124L30 122H18ZM122 117H123V115H122ZM4 118H5V116H4ZM64 118H63V120H60V121H63V123L65 121ZM116 118H118V117H116ZM116 118H110V119H112L111 120L112 122H120V120H118ZM46 119H48V117H46ZM107 119H109V118H107ZM2 120H3V118H2ZM71 120H73V119H71ZM30 121L34 122L32 120H30ZM35 123H38V122L35 121ZM42 123H41V129L40 130H42V128H43L42 127ZM84 124H86L85 121H84ZM65 125H66V123H65ZM153 127H155L154 128L155 131H153ZM135 128H136V126H135ZM3 129H4V127H3ZM47 129L50 130V128H47ZM92 129H94V128L92 127ZM67 130H72V129L70 127V129H67ZM134 130L135 129H133L132 131H134ZM159 130L160 129H158V132H159ZM78 131H79V129H77V132ZM82 131H84V130H82ZM0 132H1V130H0ZM44 132H46V131H44ZM94 132H93V134H94ZM160 132H161V130H160ZM184 132H185V128H183L181 125H179L175 134L177 136H180V135H183ZM156 134H158V133H156ZM101 135H102V133H101ZM150 135H148V136H150ZM47 136H49V135L47 134ZM159 136H160V134H159ZM84 137H82L83 140H84ZM91 137H93V136H91ZM155 137H156V135H155ZM197 137H198V135H195V136H193L192 139H197ZM78 138H79V136H78ZM89 138H90V136H89ZM147 138H149V137H147ZM129 139H131V140H129ZM157 139L159 140L160 137L157 138ZM39 140H38V142H39ZM16 141H17V139H16ZM134 141L137 142L136 140H134ZM149 142H151V140ZM160 142H161V144H163L162 143L163 141H161V140L159 142L157 141V144L160 143ZM169 142H170V140H166L165 146L167 145V147L164 146L165 149L166 148L168 149V146H169V148L172 147L175 144L176 141L172 140L170 142V144H169ZM91 144L93 145V142ZM60 146L62 148V145H60ZM146 146H148V145H146ZM3 147L4 146H2L1 148H3ZM84 147H85V149H84ZM158 147H159V145H158ZM1 148H0V151H2V153H3L4 151L1 150ZM160 148H162V147H160ZM5 150H6V147H5ZM59 151H62V150L59 149ZM150 151H151V149H150ZM3 155H4V153H3ZM0 159L4 160L3 157L2 158L0 157ZM212 159H210V160H212ZM2 165H3V163H2ZM7 165H8V163H7ZM205 165H206L205 163L202 164V166H205ZM2 167H1V169H2ZM22 167H24V166H22ZM1 169H0V171H2ZM15 169H14V173H15ZM21 169H23V168H21ZM21 169H19V170H21ZM19 170L17 171V169H16V171L19 172V173L23 172V171L20 172ZM3 171H4V173H7L4 169H3ZM23 173H26V172H23ZM22 175L24 176V174H22ZM28 175H27V177H28ZM25 176H26V174H25ZM138 176H141V178H139ZM8 177H11L10 178L11 182H10L9 185L7 184L8 181H6V184L8 185L9 190L12 189L13 187H16V186L18 187V184L15 181V176H13V174H12V175H8ZM19 177H21V176H19ZM19 177H18V179H19ZM22 178H25V177H22ZM135 178H139V181L138 182H137V180L135 181L134 180ZM3 179H5V178H3ZM25 179H27V178H25ZM73 180H72V182H73ZM178 180L179 179H177V181ZM26 181H24V182L26 183ZM4 182H5V180H4ZM24 182H22V183L25 184ZM79 182H80V180H79ZM1 183L3 184V182H1ZM15 183L17 184L16 186H14ZM25 185L27 187L29 184L28 185L25 184ZM25 185L22 187L23 189H24ZM70 185H71V188H72V183ZM77 185H78V181H77ZM77 185H76V190H77ZM263 185H264V183H263ZM19 186L21 187L22 185H20V183H19ZM240 186H242V185H240ZM255 186H256V184H255ZM261 186L262 185H260L259 187H261ZM2 187L4 188V185ZM5 187H7V186H5ZM34 187L33 188L30 187V189L25 188L24 190L27 189L28 191L29 190L32 191V190H34ZM228 187H230V186H228ZM4 189H8V188H4ZM74 189H75V187H74ZM79 189H83V186H82V188L80 187ZM3 190H1L2 191L1 193H3ZM12 190H10V191L12 192ZM71 190H70V192L72 193L73 191H71ZM231 190L233 191V188ZM258 190H260V189H258ZM7 191L8 190H6V192ZM10 191H8V192H10ZM17 191H18V188H17ZM223 191H225V189ZM21 192H23V191H21ZM70 192H69V194H70ZM237 192H239V191H237ZM260 192L262 193V191H260ZM7 193H5L6 196H7ZM24 193H26V192H24ZM41 193H42V191H41ZM41 193L39 192V194L41 195L40 196V201H41V197L46 194L45 193L44 195H42ZM77 193H79V192H77ZM228 193H227V195H229ZM11 194H15V192L11 193ZM17 194H20V192H18ZM34 194H33V197H34ZM36 194H38V193L36 192ZM24 195H27V193L24 194ZM75 195H76V193H75ZM30 196L32 197V195L28 193L27 197L29 198ZM36 196L39 197V195H36ZM49 196H48V194H47V196L45 195L46 198H48ZM84 196H83L82 199H84ZM262 196L263 195H261L260 197H262ZM19 197L17 196L18 200H21V197L20 198ZM38 197H36V199ZM69 197H71V196H68L67 199ZM220 197H219V199H220ZM227 197H229V196H227ZM9 198H11V197H8L7 201L10 200ZM14 198H15V200L17 199L16 195H15ZM14 198L11 201V205L9 207L10 208L9 212H11V214L14 217L13 218V223L17 222V220L19 218L21 219V217H18V216L20 214L22 215L21 209L18 208L17 205H16L17 200L15 201ZM23 198H25V196ZM42 198L44 199V197H42ZM223 198H224V196H223ZM230 199H231V197H230ZM26 200H27V198H26ZM38 200L39 199H37V202H40ZM52 200H53V202H52ZM263 200H264V198L262 199V203H264ZM0 201L2 202V200H0ZM66 201H68V200H66ZM144 201H146V202H144ZM152 201H156V203H158L159 205L153 203ZM234 201H236V200H234ZM260 201H261V199H260ZM30 202H31V200H30ZM30 202L28 203V205L32 204ZM32 202H34V201L32 200ZM45 202L46 203L50 202V199H49V201H45ZM45 202L43 201V203H45ZM70 202H71V200H70ZM218 202H219V200H218ZM71 203H69V204H71ZM222 203H224V202H222ZM262 203L260 202V205ZM230 204L232 205V203H230ZM20 205H21V203L19 204V206ZM25 205H26V203H25ZM36 205H38V203ZM45 205H47V204H45ZM227 205H229V204H227ZM235 205H237V204H235ZM59 206L62 207L61 208V212L59 211L60 210ZM168 206H169V204H168ZM177 206H178L177 208L180 210L178 204H177ZM258 206H259V204H258ZM261 206H263V204ZM7 207H5V208H7ZM22 207H23V203H22ZM41 208L39 206V209H41ZM51 208H52V211L55 210V209H53L54 207H51ZM186 208H187V206H186ZM208 208H209V206H208ZM31 209H32V207H31ZM31 209H29V210H31ZM187 209H189V208H187ZM23 210H24V208H23ZM41 210H43V209H41ZM231 210L229 212L230 214H231ZM235 210H237V209H235ZM4 211H7V210L4 209ZM45 211H43V212H45ZM52 211H51L52 216L50 215L48 218H50V217L52 218L53 217V212ZM88 211H86V212H88ZM222 212H224V211L222 210ZM46 213H47V211H46ZM23 214L25 216V213H23ZM43 214H40V215H42V217H43ZM30 215H31V213H30ZM44 215H46V214H44ZM54 215H55V213H54ZM28 216H25V217H28ZM60 216L61 215H58L57 219L60 218ZM45 217L46 216H44V219H45ZM74 217H76V216H74ZM3 218L4 217H2L1 220H3ZM10 218L8 217L9 220H10ZM40 218H41V216H40ZM40 218H39V215H38V218L36 217V220L40 219ZM48 218H46L47 221L49 220ZM54 218L56 219L55 216H54ZM54 218H52L53 222L55 220ZM77 218L81 220V223L79 224L78 228H82L83 226H86L84 224V221H85V218H86V214H85L84 210H83V213L81 214V216H79V217L77 216ZM44 219L42 218L40 220L43 221ZM33 220L35 221L34 218H33ZM211 220L212 219H210V221ZM34 221H32V222H34ZM252 221H254V220H252ZM29 222H31V220ZM40 223H42V222H40ZM44 223H45V221H43L42 226L44 225ZM34 224L36 225V223H34ZM213 224L211 223V226ZM259 224L260 223H258V224L256 223L257 226ZM11 225H12V223H11ZM31 225L32 224L30 223V228H31ZM173 225H177V226H174V227H177V230H179V229H181V230H179L178 233H175V232L174 233H170L169 232L170 229L174 228V227H172ZM260 225L262 226V224H260ZM0 226H2V225H0ZM3 226H5V225H3ZM42 226L40 227V229L42 228ZM251 227H252V224H251ZM263 227H264V225H263ZM26 228H27V226H26ZM33 228H34V226H33ZM44 228H42V229H44ZM55 228H58L56 232L54 231V230H56ZM231 228L237 229V232L239 233V236L237 238V240L239 242H238V244L236 246H234V249H230L229 250V247H230L229 246L228 247V251H226V253H222V255H220L221 253H219L217 251V253L219 254L217 256L208 254L207 251L204 250V248L206 249V247H210L211 246L213 248L216 245H217V248H218L217 250H219V248H222V244H223V242L225 240H227V237H226V239L223 242L219 241V243H222V244L219 245V247H218L219 243L217 244V242H215L214 246H212L213 245L212 242L209 241L210 237L212 238L213 234L215 235V233H217L216 236H218V234L219 235L221 234L220 236H222V233H225L226 231L229 232L231 230ZM28 229H29V227H28ZM124 229H131L133 231V233H134L133 235H135V236H137L139 238H137L135 236H133L134 239L128 238V236L123 234V230ZM254 229H256V228L254 227L253 230ZM193 230H195V229H193ZM155 231H158V233L159 232L163 233V234L160 233L162 235V237H160L161 240L157 236L158 233H157L156 236L159 238V240L155 239V237H153V233ZM191 231L192 230L190 229V233L193 232V231L192 232ZM1 232H3V231H1ZM188 232L189 231H187V233ZM253 232H255V230ZM43 234H44V237H43ZM103 234L108 236V240L105 239L107 236L105 238L103 237ZM173 234H175V236ZM250 234L252 235V233H250ZM255 234L257 235V232ZM8 235L6 236V239H7ZM66 235H67V237H66ZM261 235L264 236L263 234H261ZM93 238L95 239V241H93ZM222 238H223V236H222ZM257 238L258 237H256V239ZM228 239L230 240V238H228ZM233 240H234V238H233ZM259 240H260V237H259ZM5 242H6V240H5ZM160 244H161V247H160ZM263 245H264V242L262 244H260V246H263ZM2 247L3 246H1V248ZM5 247L8 248L7 246H5ZM159 248L160 249L162 248V249H164V251L165 250L167 251L166 252V257H161L159 255V253H163L164 252L162 249L161 250L163 252H159L158 251ZM76 250L78 252H76L77 254L74 255V258H73V253ZM207 250H210V248H207ZM7 252H6V254H7ZM87 253H88V256L87 255L85 256V254H87ZM203 254H205L206 257L205 256L201 257ZM83 258L84 259L86 258V260H83ZM200 258L203 259L202 262H200ZM2 260L5 261L6 259H2ZM18 260H16V261H18ZM3 261H0V264L1 263L3 264ZM262 264H264V263H262Z\"/></svg>","mask_w":264,"mask_h":264}]
</instances>
